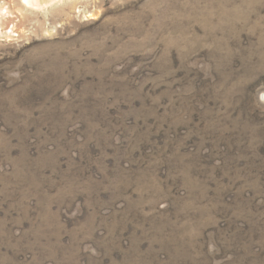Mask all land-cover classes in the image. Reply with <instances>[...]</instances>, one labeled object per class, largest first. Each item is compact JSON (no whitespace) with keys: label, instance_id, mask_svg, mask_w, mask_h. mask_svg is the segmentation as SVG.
<instances>
[{"label":"rangeland","instance_id":"obj_1","mask_svg":"<svg viewBox=\"0 0 264 264\" xmlns=\"http://www.w3.org/2000/svg\"><path fill=\"white\" fill-rule=\"evenodd\" d=\"M42 1L0 0V264H264V0Z\"/></svg>","mask_w":264,"mask_h":264},{"label":"bare ground","instance_id":"obj_2","mask_svg":"<svg viewBox=\"0 0 264 264\" xmlns=\"http://www.w3.org/2000/svg\"><path fill=\"white\" fill-rule=\"evenodd\" d=\"M22 2H25V3H28V4H31V3H35V4H38V5H43V3L42 2H44V1H42V0H22ZM37 5V6H38Z\"/></svg>","mask_w":264,"mask_h":264}]
</instances>
